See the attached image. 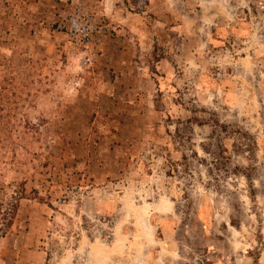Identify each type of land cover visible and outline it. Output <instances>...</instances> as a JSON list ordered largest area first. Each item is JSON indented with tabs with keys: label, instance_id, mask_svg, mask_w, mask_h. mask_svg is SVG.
Instances as JSON below:
<instances>
[{
	"label": "rangeland",
	"instance_id": "1",
	"mask_svg": "<svg viewBox=\"0 0 264 264\" xmlns=\"http://www.w3.org/2000/svg\"><path fill=\"white\" fill-rule=\"evenodd\" d=\"M20 183L0 264H264V0H0Z\"/></svg>",
	"mask_w": 264,
	"mask_h": 264
},
{
	"label": "trees",
	"instance_id": "2",
	"mask_svg": "<svg viewBox=\"0 0 264 264\" xmlns=\"http://www.w3.org/2000/svg\"><path fill=\"white\" fill-rule=\"evenodd\" d=\"M32 193L34 195L30 196L25 190L24 183H20L17 185V190H14L8 197L5 187L0 185V238L11 227L21 199H32L43 202V199L35 190H32Z\"/></svg>",
	"mask_w": 264,
	"mask_h": 264
},
{
	"label": "built area",
	"instance_id": "3",
	"mask_svg": "<svg viewBox=\"0 0 264 264\" xmlns=\"http://www.w3.org/2000/svg\"><path fill=\"white\" fill-rule=\"evenodd\" d=\"M69 32L74 37H79L82 43H87L96 32L95 23L88 17L73 15L69 19Z\"/></svg>",
	"mask_w": 264,
	"mask_h": 264
}]
</instances>
